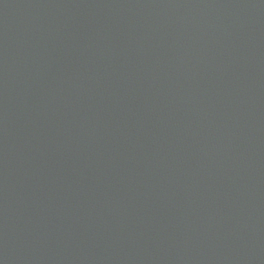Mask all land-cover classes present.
Wrapping results in <instances>:
<instances>
[{"label": "water", "instance_id": "obj_1", "mask_svg": "<svg viewBox=\"0 0 264 264\" xmlns=\"http://www.w3.org/2000/svg\"><path fill=\"white\" fill-rule=\"evenodd\" d=\"M0 264H264V0H0Z\"/></svg>", "mask_w": 264, "mask_h": 264}]
</instances>
